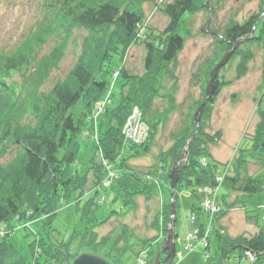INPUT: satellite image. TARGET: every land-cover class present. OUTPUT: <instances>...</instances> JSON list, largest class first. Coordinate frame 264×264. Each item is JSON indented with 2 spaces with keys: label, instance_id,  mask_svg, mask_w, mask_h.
Wrapping results in <instances>:
<instances>
[{
  "label": "rangeland",
  "instance_id": "obj_1",
  "mask_svg": "<svg viewBox=\"0 0 264 264\" xmlns=\"http://www.w3.org/2000/svg\"><path fill=\"white\" fill-rule=\"evenodd\" d=\"M262 1L211 0L208 4L209 9L200 8L194 14L183 16L178 34L184 39V47L177 56L175 68L172 70V78L163 77L159 86L160 96L155 99L153 105V112L158 113V117L155 119V121L158 120V125L153 140L145 153L141 152L142 154L135 156V153L130 151L128 147L136 143L123 138L122 157L126 159L127 174L119 172L109 186L100 187V183L95 184L94 182L95 178L91 167L92 161H94L99 164L102 174L108 169L104 165L103 154L97 147L101 135L109 129V122L104 114H100L101 109L99 107L111 111L118 106L120 102L119 88L124 84V80L120 78L119 70L125 68L131 76L139 78L144 76L145 43H152L157 46V39L167 25L163 8L167 4H171L173 0H153L149 3L126 0L121 4L124 5L123 7L131 5V9L140 14L141 20L137 25L135 38L128 46L123 48L117 44V52L113 53V57L111 56L110 59L106 57V60L114 64L108 79L109 83L106 86L107 89L103 93L104 95L102 94L103 97L94 104L93 111L91 110L88 119L85 120V130L77 139L79 149L73 171L78 177L86 175L89 184L82 193L73 192L68 199L61 198L54 216L49 221H47L48 218L40 217L33 221L26 220L25 225L24 222L13 224L16 231L9 236V243L22 257L24 264H43L50 261L42 249L37 246V241L40 239L56 245L71 243L72 248L76 249L73 250L72 255L76 256L82 253H91L108 260L110 264H145L147 258L162 247L163 237L166 236L171 219L172 224H174V218L177 222L174 228L176 255L173 264H248L249 259L247 261L237 258L235 255L219 260L214 233L209 249H205L201 240L192 242V244L187 243L186 237L190 235L193 237L194 233V219L192 220L191 217L195 214L192 215L191 207L193 203H196V198L192 197L188 191L183 190L177 199V204L175 200L176 191L171 198L169 186H166L161 173L157 172L155 176L153 175L154 179L151 177L148 179L147 176L153 172L152 168L155 166H160L159 171L162 174L165 173L167 164L160 163L161 155L173 145V134L184 125L187 114L195 110L198 101L205 100V89L209 82L210 72L224 56L222 54L212 69L207 71L208 63L216 57V52H214L215 40L210 33L223 30L231 19L239 24L256 17L261 20L264 17ZM41 2L42 0H0V53L10 54L13 48L22 42V36L26 35L37 21L42 20L43 14L39 7ZM205 30L206 33H204ZM67 33L63 32L59 36L58 33L54 34L48 43L39 50L33 49V47L29 49L32 52L31 59L34 58L35 51L37 52V59H40L45 57L55 43L62 39V42L60 41L61 45L64 46L62 59L56 68L50 69L47 78L41 85H27L25 83L20 85L22 81L18 76L7 80L8 84L13 83V87L18 93L19 87L22 88L23 86L20 95L16 96L17 99H23L25 95L27 96L22 120L24 123L35 122V115L32 110H34V104L38 102L39 98L37 97L40 94L41 96L47 95L56 84L66 82L74 65L81 58V46L89 34L77 28ZM254 33L253 30L251 36ZM65 36L66 40L63 39ZM245 49L253 53V58L247 63V72L244 76H237V66L240 59L239 57L231 59L233 54L230 57L231 60L229 59L217 73L216 78L218 77L219 83L230 84L223 86L213 104L209 106L207 117L204 118L205 133L212 136L217 132L220 133V137L216 141L207 144L206 151L210 156L209 161L216 162L219 166L224 165L222 168L226 169L230 175L229 169L234 171L231 168L233 162L236 159H242L239 155L241 154L240 151L250 149L246 154L244 152L243 161L245 160L246 163L243 167L245 171L239 170V175L245 173L255 180L264 182V152H250L255 128L259 122L258 111L264 110V47H259L255 43H248L243 48L244 51ZM36 93L39 95L34 96ZM171 106L172 110H170ZM81 109L82 107L79 105L77 112H81ZM166 110L169 111L163 121V113ZM134 111L141 113L136 106L132 107L131 115ZM93 115L95 116L94 119H92ZM128 120L121 128V135L125 130L130 129V126L127 127ZM148 131L149 128L147 127L146 133ZM97 150L99 151L97 152ZM10 159L11 156H7L2 164H7ZM162 167L165 168L162 170ZM218 174L215 179L220 185L223 183V176L219 177ZM156 181H159L158 184L154 183L156 191L148 195V198L145 193L138 194L133 199L135 202L133 209L124 206L122 197L124 188L131 192L138 191L143 187L144 182L149 184ZM1 183L4 182L1 181ZM157 189L161 192H157ZM223 190V187L218 188L217 191H212V196L205 198L211 208L205 213L206 218L210 220L209 227L215 228L217 222V228L223 235L231 238L252 237L258 232L259 226L264 220V184L263 190L252 196H244L235 191L232 193L226 191V196L224 198L220 196L218 200L216 196H219ZM91 199L96 204V210L93 214L94 220L98 224L90 232L94 230L98 238H110V242L106 245L97 246L95 252L83 249L82 246H79L78 238H72L73 234L85 232L86 226L80 211L85 203ZM167 203L170 205V216L167 215L169 213L166 208ZM172 203L176 205L175 215L177 217L171 216ZM216 203L222 207L221 214L213 210ZM166 216L169 219L167 224L164 223ZM108 217L109 219H107ZM23 225L24 228H22ZM18 228L21 229L18 230ZM124 228H126L128 235L129 253L124 258L122 257L123 259H118L112 252L111 242L120 237ZM31 245H33V255ZM119 245H122V241L119 242ZM45 249L43 248L44 251ZM67 257L72 263L74 257ZM65 263L66 260L63 264ZM9 264L12 262L9 261Z\"/></svg>",
  "mask_w": 264,
  "mask_h": 264
},
{
  "label": "trees",
  "instance_id": "obj_2",
  "mask_svg": "<svg viewBox=\"0 0 264 264\" xmlns=\"http://www.w3.org/2000/svg\"><path fill=\"white\" fill-rule=\"evenodd\" d=\"M124 1L126 0H42L39 4L43 14L42 20L37 21L33 28L22 36V42L13 48L10 54L0 53V225L12 228V223L16 219L22 222L33 221L40 217L48 218L47 221H49L54 216L61 198L68 199L73 192L82 193L89 184L86 175L78 177L73 171L79 149L77 139L85 130V120L88 119L91 110L93 111L94 104L103 97L102 94L107 89L114 64L106 60V57H109L108 59L113 57V53L117 52V44L123 48L128 46L135 38L136 28L141 20L140 14L134 12L131 5L125 7L121 5ZM137 1L149 3L153 0ZM210 1L173 0L171 4H167L163 8L167 25L157 39V46L152 43H145L144 46V76L140 78L131 76L125 68L119 70L120 78L124 80V84L119 88L120 102L115 109L104 113L108 118L109 129L101 135L97 147L105 161L112 164L114 168L127 174L126 159L122 157L124 142L121 128L133 106L141 111L150 132L145 143L128 148L135 153V156L148 150L158 125V120L155 121L158 113L153 112V105L155 99L160 96L159 86L163 77L172 78L177 56L184 47V39L178 34L183 16L194 14L200 8L209 9ZM74 28L89 34L81 46V58L74 65L66 82L56 84L47 95L40 94L37 97L38 102L34 104L35 107L32 110L35 122L24 123L22 120L27 96L17 99L16 96L20 95V90L23 88L20 85L22 83L41 85L50 69L56 68L62 59L64 46L60 43L61 39L45 57L40 59H37L36 51L34 58L31 59L32 52L29 49L33 47L39 50L54 34L58 33V36L63 32L68 34L67 32ZM253 30L255 33L251 36ZM247 37L248 40L243 42ZM213 38L216 57L208 63L207 71L209 72L216 60L229 51L235 43L242 42L231 59L239 57L237 76H244L247 72V63L252 60L253 53L248 49L244 51L243 48L248 43L264 47V17L261 20L256 17L243 24L231 19L223 30L216 31ZM63 39L66 40V36ZM14 76H18L22 81L19 85V93L16 92L13 83H7V80ZM226 84L230 83L221 84L218 77L216 78V91L204 109L197 135L188 146V161L181 164L180 179L176 187L177 204V199L183 190L188 191L192 197L200 201L202 195L198 190L218 187L215 177L224 165L219 166L216 162L210 161L202 165L201 161L209 159L210 156L206 151L207 144L216 141L220 133L217 132L213 136L205 133L204 118L209 113V106L213 104ZM36 95L39 93L34 96ZM203 100L198 101L195 110L187 114L184 125L173 134V145L160 157V163L167 164L164 174L168 183L167 177L171 167L184 154L186 143L195 132L193 117ZM79 105L82 109L78 113ZM168 111L163 113V121ZM258 118L251 153L264 152L263 109L258 111ZM249 150L240 151L239 155L242 159H236L231 165L234 171L229 169L230 175L224 176L220 186L224 190L219 197L224 198L226 191L252 196L263 190L264 182L261 180H255L245 173L239 175V170L245 171L243 166L246 161H243V157L244 152L246 154ZM9 155L11 159L3 165L2 162ZM159 167H153L150 175L155 176ZM165 167H162V170ZM91 168H93L95 184L101 183L104 174L100 171L99 164L92 161ZM155 191V184L145 182L138 191L131 192L124 188L122 194L124 206L133 209L135 206L133 199L136 195L145 193L148 198V195ZM95 207L96 204L92 199L85 203L80 211L86 226L85 232L72 235L73 239L78 238L79 246L89 252H95L97 246H104L110 242L109 237L98 238L94 230L90 232L98 224L94 220ZM166 208L169 212L167 215L170 216L169 203ZM191 211L197 215L199 221L201 219L199 207L193 205ZM222 211L221 207L218 214ZM168 216L164 221L166 224L169 223ZM173 222V228H175L177 220L174 218ZM222 235L216 222L214 240L219 252V260L229 258L230 255L244 259L246 253H250L253 259L248 264H264V220L258 232L252 237L231 238ZM120 241L122 245H119ZM127 244L128 235L124 228L120 237L111 242L112 252L118 259L129 252ZM37 246L54 264L64 263L65 257L61 250H65L69 257L76 256L72 255L73 250L76 249L72 248L71 243L56 245L40 239L37 241ZM43 248H46L45 251ZM31 250L33 255V245ZM151 255L155 256V253ZM9 261L12 264H24L22 257L9 243L8 237H5L0 239V264H9Z\"/></svg>",
  "mask_w": 264,
  "mask_h": 264
},
{
  "label": "water",
  "instance_id": "obj_3",
  "mask_svg": "<svg viewBox=\"0 0 264 264\" xmlns=\"http://www.w3.org/2000/svg\"><path fill=\"white\" fill-rule=\"evenodd\" d=\"M264 11V9H263ZM207 31L205 30L204 33ZM213 35L214 32H211ZM246 41V40H245ZM240 45V42H237L233 45L232 49L224 54L221 61L212 69L209 76V82L205 89V100L204 102L198 107L195 115H194V128L195 133L190 137V139L187 141L185 146V153L182 157H180L173 165L171 172L168 176L169 182H170V190H171V198H173L175 194V189L179 181V175H180V163L186 162L188 160V146L192 142V140L195 138V136L198 133L199 123L201 121V116L203 113V110L208 102V100L212 97L216 90L215 80L218 73V70L225 66V64L229 61L230 57L232 56L233 52L236 50V48ZM176 214V205L175 203L171 204V216H174ZM163 246L159 249L158 253L155 256V260L153 263L150 264H172L173 258L176 254L175 249V243H174V233H173V227H172V219L171 223L169 225V228L167 230L166 237H163ZM162 252H166L167 256H163L162 262L160 261V255ZM62 253L65 255L66 263L65 264H110L108 263V260L95 256L91 253H82L79 256L74 257V260L72 263L68 260V257L65 254V251H62ZM76 258V259H75ZM43 264H53L50 261L44 262Z\"/></svg>",
  "mask_w": 264,
  "mask_h": 264
},
{
  "label": "built area",
  "instance_id": "obj_4",
  "mask_svg": "<svg viewBox=\"0 0 264 264\" xmlns=\"http://www.w3.org/2000/svg\"><path fill=\"white\" fill-rule=\"evenodd\" d=\"M99 108L102 109L101 107H99ZM129 126H130V129L129 130L127 129V130H125V132H123L124 136L127 139H130V140L134 141L135 143H141L142 141L145 140V138L147 136L146 126L141 122L140 114L137 111H134L132 113V115L130 116V118L128 120V123H127V127H129ZM113 176L114 175L112 173H109L107 179L104 181V185H108L109 184V180L111 178H113ZM206 193L208 194L209 197L212 196L211 195V193H212L211 190H207ZM209 197H207V198H209ZM205 200L202 203V208L206 212L207 210H209L211 208H210L209 202H206ZM213 210H215V212H216L218 210V208L214 206ZM191 218H192V220L194 219L193 217H191ZM4 234H5V229H0V237L4 236ZM190 236L187 237L189 241L191 239H196L197 240L198 238H200L203 246H205V247L207 246V242H208L207 238L209 236L208 230L204 231L202 233V235L200 236L199 230L198 229H194L193 237H190Z\"/></svg>",
  "mask_w": 264,
  "mask_h": 264
},
{
  "label": "bare ground",
  "instance_id": "obj_5",
  "mask_svg": "<svg viewBox=\"0 0 264 264\" xmlns=\"http://www.w3.org/2000/svg\"><path fill=\"white\" fill-rule=\"evenodd\" d=\"M194 115H195V114H194ZM193 123H194V117H193ZM104 165H105L106 167H108L107 170H108V173H109V172L112 170V165H111L109 162H107V161L104 162ZM172 167H173V166H172ZM172 167H171V169H172ZM171 169H170V172H171ZM113 170H114V167H113ZM220 171H221L223 174H228L227 170L224 169V168H221ZM158 173H161V175H163V179L165 180L166 186H167V185L169 186L170 183H168V182L166 181V176H165V174H162V172L159 171V170H158ZM163 173H164V172H163ZM169 174H170V173H169ZM169 174H168V176H169ZM150 177H151V179H154V178H153V175H148V176H147L148 179H150ZM167 178H168V177H167ZM104 179H105V178L102 179L101 183L104 181ZM179 179H180V175H179ZM167 180H169V179H167ZM152 183H153V184H154V183H155V184H158L159 181H158V182H157V181H156V182H152ZM220 185L222 186V184H220ZM176 187H177V186H176ZM163 188H164V186H163ZM207 189L209 190V189H212V188H207ZM157 192H161V191H160L159 189H157ZM201 214H204V212H202ZM192 215H193V213H192ZM174 216L177 217V215H174ZM186 239H187V238H186ZM189 239H190V238H189ZM207 239H208V238H207ZM191 240H192V242H196V241H197L196 239H191ZM206 242H207V241H206ZM187 243H190V241L187 240ZM208 244H210V242H207V245H208ZM162 246H163V245H162ZM207 249H208V248H207ZM128 253H129V252H127L126 254H128ZM157 253H158V252L156 251L155 256H156ZM126 254H125V255H126ZM125 255L123 256V258L125 257ZM175 255H176V254H175ZM155 256L152 255L151 257H153V258L148 257L147 260H146V262H147L148 264L153 263L154 260H155ZM160 256H162V258H160V260H161V262H162L163 256H167V253H166V252H162ZM249 257H251V258L253 259V255L250 254ZM123 258H122V259H123ZM138 258H139V257H138ZM174 258H175V257H174ZM174 258H173V261H174ZM244 259L248 261V258H247V257H245ZM173 261H172V264H173ZM250 261H252V260L249 259V262H250ZM249 262H248V263H249ZM145 264H146V263H145Z\"/></svg>",
  "mask_w": 264,
  "mask_h": 264
}]
</instances>
